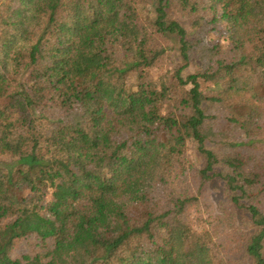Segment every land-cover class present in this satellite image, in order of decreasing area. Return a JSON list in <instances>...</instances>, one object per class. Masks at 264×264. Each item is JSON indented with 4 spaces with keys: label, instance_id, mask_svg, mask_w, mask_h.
Returning a JSON list of instances; mask_svg holds the SVG:
<instances>
[{
    "label": "trees",
    "instance_id": "16d2710c",
    "mask_svg": "<svg viewBox=\"0 0 264 264\" xmlns=\"http://www.w3.org/2000/svg\"><path fill=\"white\" fill-rule=\"evenodd\" d=\"M0 264H264V0H0Z\"/></svg>",
    "mask_w": 264,
    "mask_h": 264
},
{
    "label": "rangeland",
    "instance_id": "374dc122",
    "mask_svg": "<svg viewBox=\"0 0 264 264\" xmlns=\"http://www.w3.org/2000/svg\"><path fill=\"white\" fill-rule=\"evenodd\" d=\"M215 36L214 35H211L209 36V40L211 41H215ZM26 251V249L24 247L21 246V248L15 252V254H21V253H24Z\"/></svg>",
    "mask_w": 264,
    "mask_h": 264
}]
</instances>
